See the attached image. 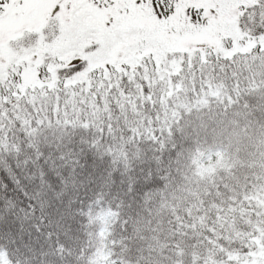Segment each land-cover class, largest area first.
I'll use <instances>...</instances> for the list:
<instances>
[{
  "label": "snow or ice",
  "instance_id": "obj_1",
  "mask_svg": "<svg viewBox=\"0 0 264 264\" xmlns=\"http://www.w3.org/2000/svg\"><path fill=\"white\" fill-rule=\"evenodd\" d=\"M179 5L180 0H0V53L7 47L16 55V63L8 68L10 75L0 79V238L22 244L27 254L22 253L18 264H89L90 240L79 250L65 243L79 239L73 236L74 222L90 237L86 229L93 210L101 213L109 200L116 209L111 215L118 216L122 207L131 208L137 193L141 189L147 193L153 181L165 174L156 175L164 152L170 148L178 156L177 139L205 127L200 115L205 108L211 111L215 104L227 115L229 109L241 106L242 85L249 80L245 72L254 70L255 56L250 63L231 51L213 53L198 42L182 53L164 50L160 54L164 43L180 39L188 25L206 28L217 16V7L206 10L199 0H189L182 9L181 28L171 23L180 16ZM238 8L260 26L255 49L264 66V0H249ZM53 41H67L68 46L55 56L42 54ZM113 49L122 68L135 54L141 61L132 65L137 72L148 64L168 70L167 76L160 77L145 74L133 79L122 74V80L135 85L140 104L135 126L126 129L127 137L110 121L102 124L94 112L78 109L74 100L68 107V97L83 92L76 84L88 70V54L103 53L105 71L111 72L108 53ZM45 62L60 67L50 71ZM5 63L0 55V66ZM32 67L38 87L24 82V71ZM57 76L63 77V83ZM158 78L167 81L172 91L158 97L154 91ZM141 139L156 145L153 156L138 147ZM42 144L51 150L45 153ZM22 150L32 155L21 161ZM48 161L57 186L44 170ZM30 182H38L32 193L25 186ZM13 191L19 192V202ZM121 223L126 226L128 218ZM141 261L150 264L143 255L135 264ZM192 264L207 261L196 258ZM225 264H233L230 253Z\"/></svg>",
  "mask_w": 264,
  "mask_h": 264
},
{
  "label": "trees",
  "instance_id": "obj_2",
  "mask_svg": "<svg viewBox=\"0 0 264 264\" xmlns=\"http://www.w3.org/2000/svg\"><path fill=\"white\" fill-rule=\"evenodd\" d=\"M259 27L256 23V32ZM236 56L250 63L252 56L256 57L254 70L245 72L249 80L242 85L241 106L229 109L227 115L215 104L211 111L205 108L200 114L205 127L177 139L181 145L178 156L170 148L164 152V162L158 166L160 170L156 175L161 176V171L165 174L162 179L153 181L147 193L141 189L131 208L122 207L118 216L111 215L109 213L116 209L115 202L109 200L101 213L93 210L86 229L90 237L84 235L85 229L77 230L74 222L73 236L79 239L65 243L79 250L90 240L91 247L86 246L89 264H113V261L135 264L140 255L150 264H192L196 258L206 260L207 264H225L229 253L233 264H252L253 261L264 264V85L261 84L264 66L259 51ZM112 62L111 72L105 71V66L97 67L77 78L76 88L83 87V92L69 96L68 107L71 108L74 100L78 109L94 112L102 124L110 121L127 137L126 129L135 126L140 104L135 85L122 80V74L133 79L145 74L160 77L167 76L168 70L148 64L137 72L132 67L141 62L137 56H129L125 68L117 57ZM169 68L174 69L170 64ZM55 79L63 83L62 76ZM154 91L159 97L172 89L167 81L158 78ZM52 103H55L54 96ZM59 107L61 110L65 107L63 93ZM196 115L194 113L192 118L199 125ZM138 147L149 157L156 149V145L143 139ZM41 148L45 153L51 150L43 144ZM29 155L32 153L22 150L21 161ZM210 157L213 160L210 168H206L204 161ZM50 168L51 161H48L44 170L48 172L49 182L57 186ZM29 169L36 171L31 164ZM25 186L32 193L38 182ZM12 196L17 202L22 199L16 191ZM126 217L125 226L121 221ZM78 220L83 222L82 218ZM22 253L27 254L19 240L12 243L0 238V264H18Z\"/></svg>",
  "mask_w": 264,
  "mask_h": 264
},
{
  "label": "rangeland",
  "instance_id": "obj_3",
  "mask_svg": "<svg viewBox=\"0 0 264 264\" xmlns=\"http://www.w3.org/2000/svg\"><path fill=\"white\" fill-rule=\"evenodd\" d=\"M218 0H199L200 4L204 7L211 6L212 3L217 2ZM249 0H242L241 3H248ZM188 31H190L188 29ZM185 34V32L183 33ZM193 34L197 35H203L206 41L205 48L210 49L213 53L219 52L220 54H223L224 52L231 51L235 55L240 53H246L249 50L258 51L255 49V44L259 42L258 37L257 38H251L246 36L245 34L241 33L238 29V26L233 23H226L222 21H218L216 18H214L210 25L206 28L204 27H198L195 29V32ZM197 42L190 41L186 42L183 39H177L172 41H166L160 50V54H163L164 50H167L169 52L176 51L179 53H182L184 51L189 50L190 44H195ZM68 42L64 41L63 43H57L56 41H53L52 45L43 48L41 50L42 54L44 52H47L49 56H55L62 48L67 47ZM82 53V49L80 50ZM194 55V53H192ZM0 55H4L6 63L5 65L0 66V79L6 78L10 75L8 72V68L11 67L13 64L16 63V55L13 49L11 48H5ZM111 57V61H113L116 56V50L113 49L110 53H108ZM129 56H135V54H130ZM89 59V65L88 70L84 73V75H87L90 71L96 69L97 67H103L105 66V63L107 62L105 59V55L103 53L101 54H95V53H89L88 54ZM45 66L49 68V70L56 69L60 67L59 65L55 64L54 62H45ZM170 66H172L170 64ZM174 70V69H173ZM24 82L25 84L30 85H38L39 82L36 80L35 77V68H28L24 71ZM213 158L210 157L204 161V165L206 168H210V164L212 162Z\"/></svg>",
  "mask_w": 264,
  "mask_h": 264
},
{
  "label": "flooded vegetation",
  "instance_id": "obj_4",
  "mask_svg": "<svg viewBox=\"0 0 264 264\" xmlns=\"http://www.w3.org/2000/svg\"><path fill=\"white\" fill-rule=\"evenodd\" d=\"M242 0H218L215 3H212L211 6L205 7L206 10L208 7L215 6L217 7V16L215 17L218 21L226 23H233L238 26V29L241 33L245 34L248 37L251 38H257L255 36V25L256 23L251 22L250 18L246 15L242 16L238 4H241ZM175 2V0H173ZM189 2V0H180V16L177 18H174L171 23L173 25H177L178 27L183 28V7L186 6V3ZM200 3V2H199ZM201 5V4H200ZM203 6V5H201ZM199 26L193 27L191 25L187 26V29L184 31L185 34L181 37V39L185 40L186 42L195 41L200 44H202L204 47L206 46V41L203 35H197L193 34L195 32V29H197ZM188 29L190 31H188ZM250 51V50H249Z\"/></svg>",
  "mask_w": 264,
  "mask_h": 264
}]
</instances>
